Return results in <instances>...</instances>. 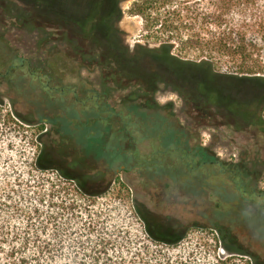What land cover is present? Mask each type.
Instances as JSON below:
<instances>
[{
	"label": "trees",
	"instance_id": "16d2710c",
	"mask_svg": "<svg viewBox=\"0 0 264 264\" xmlns=\"http://www.w3.org/2000/svg\"><path fill=\"white\" fill-rule=\"evenodd\" d=\"M124 1L126 0H103L105 18L102 33L99 30L102 20L98 21L95 17L85 22L70 17L58 7L29 5L37 14H44L41 21L43 25L51 24L57 29L71 32V35L65 33L68 40L78 36L101 47V55L98 51L93 54L81 50V53L84 55L83 65L89 63L94 69H108L107 74L102 76L106 98L97 108L106 113H83L79 117L73 109L65 112L62 102L53 103L46 97L49 89L44 85L46 102L51 104L46 105L53 107L56 112H65V115L39 114V118L36 117L41 124H50L52 129L39 131L30 149L19 144L10 149L26 161L22 162L25 165L22 169L24 173H35L33 180H36L32 186H24L26 184L17 175L18 181L10 189V179L0 178V264H119L115 262V253L119 252L120 243L114 242L112 234L106 232L104 227L96 230L89 224L78 235L72 226V221L81 215L80 204L86 203L83 207L86 211L89 209L87 203L97 205L108 192L112 181L106 182L108 185L103 182L94 192V186H91L94 178L76 171L74 165L79 164L81 170L98 172L100 166L90 163L85 157L91 150V141L101 138L105 142L103 147H106L103 149L106 154L103 157L104 172L113 179V168L116 165L113 153L120 156L126 145H119L116 140V135L125 133L124 130H112L110 125L118 124L125 115L123 110H116L110 104L116 90L121 89L127 93L121 101L127 114L135 112L143 118L148 116V112L157 113L161 109L155 95L162 85L172 87L180 95L184 90L196 99L201 98L204 105L224 111L226 116H245L252 113L245 104L256 102L254 104L258 106L264 102V94L259 90H252L248 100L240 99L237 103L224 106L212 100L207 101L198 94L197 86L188 83V79L197 73L206 85L212 84L215 66H225L230 70L227 73L229 77H254L255 84L264 85V0H138L133 5L132 13L142 17L145 30L154 39V46L138 43L132 49L126 44L118 26L122 17L120 4ZM67 8L70 9L69 4ZM176 50L182 54L186 52V55L189 53L195 58L182 57L175 53ZM67 56L77 59L73 54ZM45 75L42 73L39 77ZM110 78L116 81V89L105 84L106 81H111ZM88 118L94 120L88 124ZM75 120L77 124L72 127L71 122ZM165 121L169 122L168 130L165 132L166 136H161L159 140L161 147L155 148L150 157L138 158L140 167L154 168L153 173L147 174L154 182L167 184V180L172 177L175 186L185 192L192 205L188 219L190 225L200 221L206 222L210 228L230 224L232 220L228 213L223 212L222 205L206 200L212 186L207 170L218 166V163L210 160V154L201 146L193 145L194 149L190 147L192 136L185 134L188 139L184 147L180 145L184 141L185 130L178 123L175 127L173 121ZM44 136H60L62 143L66 144L61 148L60 154L71 156L73 161L59 160L54 155L53 147H43ZM170 142L178 146L167 147ZM70 143L72 146H67ZM134 150L131 148L129 153ZM193 153L195 158L192 157ZM136 154L137 152L134 159L138 157ZM136 163L128 159L119 170L130 171L136 165L139 166ZM224 170L234 173L233 178L243 175L242 168L226 167ZM13 171L15 175L16 170ZM241 179L237 183L243 193L249 195L246 198L248 204H240V212L235 213V216L241 223L244 222L243 232L264 235V227L260 228L263 222L261 220L264 219L262 209L256 207L248 212L245 209L255 198L263 197L264 192L253 188L244 177ZM166 184L162 185L165 189L168 187ZM45 185L48 188L42 190ZM7 189L11 190V194H5ZM119 201L113 200L109 204L100 205L105 211L111 212ZM97 211L103 215L102 210ZM104 214L109 217L107 213ZM133 214L141 221V231L149 243L143 252L140 251L142 256L139 254L141 258L136 264L154 262L150 257L152 254L147 256L152 246L155 249L173 247L185 238L187 228L175 230L164 224L160 217L142 212L138 206H133ZM167 252L165 249V255ZM109 254L111 258L108 257ZM167 261L170 263V257H167Z\"/></svg>",
	"mask_w": 264,
	"mask_h": 264
},
{
	"label": "rangeland",
	"instance_id": "374dc122",
	"mask_svg": "<svg viewBox=\"0 0 264 264\" xmlns=\"http://www.w3.org/2000/svg\"><path fill=\"white\" fill-rule=\"evenodd\" d=\"M28 1L33 2L31 4L37 7L44 4L49 8L50 6L58 7L59 10L66 11L70 17L79 18L81 21H89L92 17L98 21L102 20L101 24L99 23L101 26L99 30L102 33L105 18L103 0ZM137 1L126 0L120 4L122 17L118 26L123 32L126 44L131 49L138 43L154 46V39L145 30L144 20L140 15L132 13L133 5ZM68 4L70 9L67 8ZM37 13L29 5L19 2L3 4L0 0V178L10 179L12 182L10 189L18 181L17 175H20L22 183L26 184L24 186L27 184L32 186L36 180H33L35 173H24L22 169L25 165L22 162L26 161L10 149H13L15 144L30 149L39 131L52 129L50 124H41L38 119L39 114L42 116L61 114L62 116L67 110L72 109L79 117L83 113H106L105 110L97 108L106 98L102 76L107 74L108 69H94L89 63V65H83L84 55L81 53V50L93 54L98 51L101 55L103 54L100 53L101 47L78 36L68 40L65 33L71 35V32L57 29L51 24L43 25L41 21L44 17ZM175 53L182 57L195 58L189 53L186 55V52L182 54L176 50ZM68 54H73L77 59H70ZM23 61L26 63L22 67ZM213 71L215 76L212 84L206 85L197 73L188 79V83L197 86L198 94L207 101L212 100L229 106L240 99L249 98L252 90H259L264 94V85L255 84L253 78L225 79L230 72L225 66H215ZM42 73L46 75L40 78L39 75ZM115 82L111 79L105 84L116 89ZM226 82L229 84L225 85ZM44 85L48 86V94L44 92ZM186 89L189 91V88ZM182 93L181 95L176 93L172 87L160 86L155 98L161 109H158L157 113L148 112V116L143 118L135 112L127 114L121 103L127 93L125 94L121 89L116 90L110 104L116 110H123L125 115L122 121L115 123L117 125H110L112 130L118 128L124 130L125 133L116 135V140L119 145L123 143L126 145L124 149L122 148L120 156L113 153L116 160L113 179L104 172L103 157L106 154L103 149L106 147H103L105 142L101 138L91 141V150L85 157L90 163L99 165V171L81 170L79 164L74 165L76 171L94 178L91 184L94 186L92 190L97 189L103 182L108 185L106 182L112 181H110L108 192L97 205L87 203L89 209L86 211L83 209L86 203L80 204L82 205L81 215L72 221V226L78 235L82 229H87L85 227L89 224L96 230L104 227L106 232L112 234L113 241L120 243L119 252L113 251L116 256L115 262L136 264L139 263L144 247L149 244L141 231V221L133 214V206H138L142 212L160 217L164 224H168L175 230L181 231L187 228L185 238L176 246H163L164 248L158 249L152 246L147 254V256L152 254L150 257L154 262L151 264H264V235L243 232L244 222L241 223V220H237L235 216V213L240 212V204H248L246 198L249 195L243 193L237 183L241 177H244L253 188L264 192V134L260 130L262 126L264 127L262 124L264 123V102L256 106V102L251 104L247 101L249 103L245 105L249 106V111L252 113L245 116L242 114L226 116L224 111L204 105L201 98L196 99L184 90ZM45 96L53 103L62 102L65 112H56L53 107L47 106L51 104L46 102ZM88 119V124L94 120V118ZM164 119L173 121L175 127L179 124L185 130L184 141L180 145L184 147L188 139L185 138L186 135L192 136L190 147L201 146L210 154V160L218 163V166L207 170L212 186L206 200L210 203H220L223 212L228 213L232 220L230 224H223V227H219L220 229L210 228L206 222L201 221L190 225L188 219L191 216L192 205L185 192L175 186L171 180L172 177L167 180V184L154 182L147 175L149 172L153 173L154 168L140 167L138 158L150 157L155 148L161 147L159 140L161 136H166L165 132L168 130L169 123H166ZM71 124L74 127V124H77L76 120ZM56 127L58 128L59 124ZM63 145L66 144L62 143L60 136L43 137V147H53L56 158L73 161L71 156L65 153L64 156L60 154L61 148L65 147ZM67 146H72V143ZM176 146L178 145L174 142L167 144L170 148ZM131 148L135 150L129 153ZM135 152L138 155L136 159H134ZM194 156L193 153L192 157ZM128 159L131 162L136 161L139 166L136 165L130 171L121 172L119 169ZM226 167L242 168L243 175L233 178L234 173L225 171ZM13 170H16L15 175ZM53 178L56 177L53 175ZM163 184L168 186L167 189L163 188ZM47 188L48 185H45L42 190ZM10 189H7L5 194H11ZM113 200L121 202L119 201L118 205L112 204L114 210L111 212L105 211L100 205L109 204ZM253 201L251 204L249 200L251 205L245 207L247 212L256 207H260L264 212V196L255 198ZM97 210H102L103 215L101 216L100 211ZM104 213H107L109 217H105ZM261 221L263 222L260 228L264 227V219L262 218ZM165 249L168 251L167 255H165ZM163 255L166 257H162ZM110 256L111 254L108 257L111 258ZM167 257H170V263ZM140 264L148 263L145 261Z\"/></svg>",
	"mask_w": 264,
	"mask_h": 264
},
{
	"label": "flooded vegetation",
	"instance_id": "af4514ba",
	"mask_svg": "<svg viewBox=\"0 0 264 264\" xmlns=\"http://www.w3.org/2000/svg\"><path fill=\"white\" fill-rule=\"evenodd\" d=\"M16 2H19V3H22V4H26V5H33V4H31V3H33V2H29L28 0H1V3H16ZM42 14V15H41ZM41 17H43L44 16V14L43 13H40L39 14ZM25 63H26V61H23L22 62V64H21V66L23 67L24 65H25ZM10 67V66H9ZM40 76V75H39ZM235 121V120H234ZM264 125V124H263ZM258 128H260V127H258ZM260 130L262 131V133L264 134V127L262 126L261 128H260ZM94 192H96V190L94 189Z\"/></svg>",
	"mask_w": 264,
	"mask_h": 264
},
{
	"label": "water",
	"instance_id": "95a60500",
	"mask_svg": "<svg viewBox=\"0 0 264 264\" xmlns=\"http://www.w3.org/2000/svg\"><path fill=\"white\" fill-rule=\"evenodd\" d=\"M226 78H229V76H226L225 79ZM238 78H253L254 79V77H238ZM225 81H227V80H225ZM224 84L227 85V84H229V82H226ZM221 85H223V84L221 83Z\"/></svg>",
	"mask_w": 264,
	"mask_h": 264
}]
</instances>
